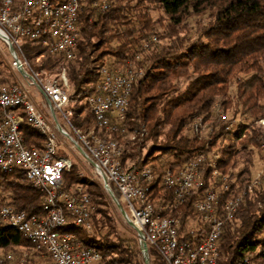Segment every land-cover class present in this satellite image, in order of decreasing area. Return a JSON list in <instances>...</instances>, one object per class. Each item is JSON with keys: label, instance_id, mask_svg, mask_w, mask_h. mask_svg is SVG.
Returning a JSON list of instances; mask_svg holds the SVG:
<instances>
[{"label": "trees", "instance_id": "16d2710c", "mask_svg": "<svg viewBox=\"0 0 264 264\" xmlns=\"http://www.w3.org/2000/svg\"><path fill=\"white\" fill-rule=\"evenodd\" d=\"M96 1L86 0L82 6L75 60L27 42L28 60L47 54L50 58L42 69L64 68L76 96L72 109L83 133L94 131L117 142L123 149L124 168L152 169L155 179L150 184L149 202L162 216L180 221L182 240L198 244L206 236L207 224L194 205L208 190L218 193L219 209L234 194L240 205L235 220L225 224L218 264H264V166L260 184L249 191L254 151L264 153V128L254 125L264 120V0H105L106 11L93 8ZM153 12H159V17ZM4 65L0 60V68ZM102 66L131 69L137 75L121 123L123 133L100 128L86 101L99 85ZM2 74L0 69L1 84L13 83ZM215 106L222 111L214 110ZM229 111L233 119L241 115L250 123L240 122L235 129L237 143L227 144L219 154L218 176L213 178V169L203 166L201 186L177 205L173 190L164 184V175L200 154L209 155L229 128L231 118L220 122L221 114ZM197 120L211 121L207 136L195 129ZM21 130L28 146L43 144L27 124ZM240 160L243 169L235 172ZM64 179L66 188L81 187L95 205L94 232L87 239L81 237L84 228L72 222L65 231L75 233L84 246L97 248L104 263L145 264L137 238H111L117 231L103 209L107 204L99 184L74 172L65 173ZM4 206L30 216L44 217L46 213L43 194L30 185L21 169L0 171V208ZM0 252V261L12 255L14 264H52L47 252L32 246L7 224H0ZM149 258L151 264H166L152 248Z\"/></svg>", "mask_w": 264, "mask_h": 264}, {"label": "built area", "instance_id": "2783aa9c", "mask_svg": "<svg viewBox=\"0 0 264 264\" xmlns=\"http://www.w3.org/2000/svg\"><path fill=\"white\" fill-rule=\"evenodd\" d=\"M85 1L0 0V41L9 48L11 68L19 75L12 84L0 83V171L23 170L30 185L43 194L46 211L44 217L30 216L4 206L0 208V224L14 228L32 246L47 252L52 264H107L97 248L84 246L75 233L65 231L72 222L91 233L95 211L91 196L81 187L65 186L64 175L72 172L74 163L70 156L61 154V148L70 154L73 149L92 167L104 192L135 230L140 246L146 245V252L141 249L145 264H149V248L166 264H218L225 224L235 220L240 199L233 194L219 209L218 193L208 190L204 199L194 205L207 224L206 236L198 244L182 240L178 232L180 221L162 216L149 202L150 184L155 179L152 169L124 168L123 149L117 142L103 139L94 131L83 133L72 109L76 96L69 88L65 71L58 80H46L30 64L25 54L27 42H37L67 60L77 58L79 15ZM92 6L102 11L109 7L105 0ZM42 57L39 55L37 62ZM3 59L0 51V60ZM99 73V85L86 101L100 128L123 133L121 123L129 109L137 75L131 69L120 71L108 66L100 67ZM31 88L41 92L46 112L35 102ZM221 119L227 121L228 117L221 114ZM258 123L264 127V120ZM23 124L41 136L40 147L26 144ZM214 158L200 154L183 168L164 175V184L173 190L177 205L201 186L203 166L213 169V178L218 176V156ZM259 182L255 179L249 191ZM0 264H14L13 256Z\"/></svg>", "mask_w": 264, "mask_h": 264}, {"label": "rangeland", "instance_id": "374dc122", "mask_svg": "<svg viewBox=\"0 0 264 264\" xmlns=\"http://www.w3.org/2000/svg\"><path fill=\"white\" fill-rule=\"evenodd\" d=\"M153 16L155 18H158L159 12H153ZM204 17H206V16H204ZM197 20H199V19L197 18ZM0 51L2 52V55L4 56L3 62L5 64L4 67L0 68L3 71V74L1 75V77L4 79L10 78L11 79L10 82H16L17 80H19L18 79L19 75L15 71H13L11 68L10 59H12V58H11L10 50L1 41H0ZM37 57L33 61H31L32 63L30 62V64L32 65L34 70L39 71L42 74L43 78L46 80H58L61 73L63 71H65L64 68H58L57 70H55L53 72L46 71V70L42 69L41 67H42V64L50 58L49 55L43 54V57L41 58L40 62H37ZM69 88H70V86H69ZM30 91H31V94H32L35 102L39 105V107L43 110V112H46V109L44 107V98H43L41 92L37 88H31ZM232 92L233 93L235 92V86L234 85L232 86ZM216 109H217V112L222 111L221 107H219V106H215L214 110H216ZM222 114L225 115L226 113L223 112ZM226 115L228 117V120L231 118L232 121L230 123H228V124H230L229 128L227 130H225V132L222 135L219 136V139L217 140V143H216L217 147L211 149V151L208 155V159L215 160L214 156H219V154H221V151L223 149H225L226 146H228L227 144L237 143V135L233 134L232 131H229L233 127V125L235 127L234 129H236L237 126H241L240 122H242V121H244V122L247 121L248 123H250L249 122L250 119L247 120V119H245V117H241V115H238L233 119L232 111H229ZM222 121L223 120L221 119L220 122H222ZM227 121H224V122H227ZM210 122L204 123L202 120H197L194 122L195 129L198 132H200L201 134H204L207 136L208 131L212 130V128L210 127L212 123H210ZM254 125L263 127V125L261 123H254ZM216 130H220V129H216ZM130 138L134 139V136L131 135ZM238 146H240V145H238ZM63 153H65L67 156H70L73 163H74V168H73L72 172L77 174L79 177L87 178L88 180L99 184V186H100L99 192L101 194H103L104 201L107 204V207H103V209H105V211L108 213V216H110V219L112 220V226L115 227V229L117 231L116 233L111 235V238L114 239L115 237L119 236V237H121L123 239H127V240L132 239V238L138 239V237L136 236L135 230L131 226H129V224L126 223L123 215L120 213L118 208L113 204V202L111 201L109 196L104 192L103 188L101 187L99 179L94 177L92 167L83 159V157L80 154H78L73 149H72L71 154H70L65 148H61V154H63ZM154 155H156V154H154ZM253 163H254V165L251 168V172H252V176H253L252 181H254L255 179L258 178L259 181L261 182V176H263L264 153H262L258 150H255L254 154H253ZM242 169H243V164H242V160H240V163L237 164L236 169H234V171L238 172V171H241ZM100 218L102 219L101 216L99 217V219ZM92 231L94 232L93 229H92ZM107 232H108V229L106 228L104 230V234H106ZM81 237L83 239H87L89 237V233H87L85 230L81 231ZM0 254H1V252H0ZM149 264H151L150 258H149Z\"/></svg>", "mask_w": 264, "mask_h": 264}, {"label": "water", "instance_id": "95a60500", "mask_svg": "<svg viewBox=\"0 0 264 264\" xmlns=\"http://www.w3.org/2000/svg\"><path fill=\"white\" fill-rule=\"evenodd\" d=\"M141 249H142L143 251H145V252L147 251V249H146V245H145L144 243L142 244ZM147 263H148V261H147Z\"/></svg>", "mask_w": 264, "mask_h": 264}]
</instances>
